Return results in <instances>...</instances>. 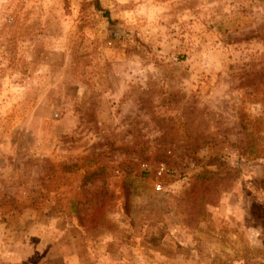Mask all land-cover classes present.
<instances>
[{
    "label": "rangeland",
    "instance_id": "374dc122",
    "mask_svg": "<svg viewBox=\"0 0 264 264\" xmlns=\"http://www.w3.org/2000/svg\"><path fill=\"white\" fill-rule=\"evenodd\" d=\"M0 264H264V0H0Z\"/></svg>",
    "mask_w": 264,
    "mask_h": 264
},
{
    "label": "trees",
    "instance_id": "16d2710c",
    "mask_svg": "<svg viewBox=\"0 0 264 264\" xmlns=\"http://www.w3.org/2000/svg\"><path fill=\"white\" fill-rule=\"evenodd\" d=\"M216 162V159H213L210 163V165H216V164H214ZM220 173L221 172H219V171H217V172H214V173H212L213 174V177L212 178H207V177H201L200 179H202V180H204V181H210V180H212V179H215L216 178V180H215V182H217V183H223V182H226V181H228L230 178H231V176H229V174H228V177L227 178H220L219 177V175H220ZM199 179V180H200Z\"/></svg>",
    "mask_w": 264,
    "mask_h": 264
},
{
    "label": "built area",
    "instance_id": "2783aa9c",
    "mask_svg": "<svg viewBox=\"0 0 264 264\" xmlns=\"http://www.w3.org/2000/svg\"><path fill=\"white\" fill-rule=\"evenodd\" d=\"M166 170V168L165 167H162L161 168V171H165ZM156 187L158 188V189H162V184L160 183V182H158L157 184H156Z\"/></svg>",
    "mask_w": 264,
    "mask_h": 264
}]
</instances>
